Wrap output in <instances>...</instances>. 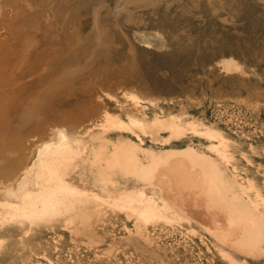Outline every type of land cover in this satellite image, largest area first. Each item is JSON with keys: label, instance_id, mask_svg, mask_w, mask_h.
<instances>
[{"label": "rangeland", "instance_id": "obj_1", "mask_svg": "<svg viewBox=\"0 0 264 264\" xmlns=\"http://www.w3.org/2000/svg\"><path fill=\"white\" fill-rule=\"evenodd\" d=\"M195 125L224 137L227 156ZM60 128L82 141L97 195L62 196L69 210L41 224L4 221L0 264H264V0H0L1 190L18 187ZM126 144L143 165L199 157L179 176L194 192L183 190L206 204L215 173L243 219L226 226L260 231L256 249L193 218L155 179L105 170L103 182L96 152ZM127 189L158 195L176 218L129 215L116 206Z\"/></svg>", "mask_w": 264, "mask_h": 264}, {"label": "bare ground", "instance_id": "obj_2", "mask_svg": "<svg viewBox=\"0 0 264 264\" xmlns=\"http://www.w3.org/2000/svg\"><path fill=\"white\" fill-rule=\"evenodd\" d=\"M222 63L225 67H229L228 61L223 60ZM132 97L135 99L139 98L135 94H133ZM118 120L120 122L118 123V126L123 127L124 122L121 119ZM132 120L133 122H135L138 119L132 118ZM159 120H161V122H159L161 125H164V123L167 122V120ZM169 122L170 129L174 134H176L177 136H181L185 133L183 128L179 124H176L175 121L172 120V122ZM195 126L191 127L193 129V133L203 135L209 138L212 142L214 141V147L221 153H223V156H227L225 148L227 144L225 145L226 139L224 140V137H222L220 134L212 132L211 129L208 131L206 129V131L203 132L198 129L197 126ZM140 127L142 129H145L146 133L148 134L153 135V133L158 132L157 129H148V125L144 122L140 123ZM57 130L58 132L56 131V139L45 142L39 148V154L38 157H36L37 159L35 163H32L33 166L31 165L32 167L28 168V170H25L26 173L24 172V177L22 176L19 180V183H17L18 187L6 190V188L9 187L8 186L5 188V190L0 189L1 227L5 225L4 221H10L11 219H15L14 222L17 219H23L24 221L25 219H36V224H41L43 222V219H49L52 215L53 218L57 212H62L65 209V205L63 204L64 201L59 200V198H61L62 196L69 194L87 195L93 193L97 195V192L92 190L90 187V178H87V165L84 164L83 166H81L78 164V161H82L81 155L82 153H84L82 152L83 149L81 148L82 141L73 142L69 135L66 133L65 129V131L61 130V128ZM127 145L130 144H126V147L122 145H116L114 147L116 148L115 152H112L110 155H108V153L105 154L107 145H103L101 149L96 152L94 161L95 163L93 166L96 170H98L97 167H101L100 171H102V173H100L99 171L98 172L100 174V177H106L101 178L103 182L108 180L107 178H110L106 171L113 172L117 170L128 173L130 176L141 175V177L146 179H155L161 183L163 191L167 192L173 200L184 202L183 204H179L178 206L183 208L184 210H190L188 211V214L192 215L193 218L197 220L199 219L203 224H206L211 229L215 230L222 238L235 243V245L240 248L251 251L252 249H256L255 247L260 241V231H257L255 229L254 232L245 236L243 229L238 231L233 227L228 228L226 226V224L229 223V221L226 220L234 219V222L237 223L242 222L243 219H241L237 213L240 209L234 210V206L232 207L226 200L225 194L222 192L216 181L215 173H211L212 171L210 170V172H208L209 174H211L210 177H208L207 181L203 180L202 182L204 184L211 185L214 183V187L211 190L208 198L205 197L206 199H208V202L206 204L198 203V199L196 200L195 198L190 197L188 193L186 194L187 190H183L184 185L187 186L189 182H183L182 179H179V176L181 175L182 171H184L185 174H188V171L191 172V170H199V165L197 163L199 157H197L196 159H192L187 155V157H185L186 160L181 159L179 161L178 159H171L173 157L170 158L171 160H168L166 157H159L155 158L152 161L154 162L156 160L155 164L149 163L147 165H143L137 159L132 146L130 145L127 147ZM122 149L124 150V153L121 155L120 150ZM176 156L177 155H175V157ZM82 169L84 170V175L86 177L83 183L79 181V172L82 171ZM197 183H199V181ZM186 188H188V186ZM91 190L93 191V193H91ZM188 190L192 193L194 192L190 187L188 188ZM116 198L119 201L116 203V206L118 208L127 209L129 215L134 216L140 220H150L155 218V220L164 219L165 221H173V219L176 218V214L173 213L174 210H169L164 205L162 198H159L158 195H152L150 192L147 193L140 189H127L123 190ZM68 208L65 210L68 211ZM73 208L75 209V207ZM249 213L247 210V214ZM31 222L34 223V221ZM9 223H11V221ZM34 224L31 225L34 226ZM10 226L12 227L13 225ZM10 226L7 227L10 229ZM262 231L261 233H263ZM1 241L4 240L0 239V243ZM17 243H20L19 239L17 240Z\"/></svg>", "mask_w": 264, "mask_h": 264}]
</instances>
